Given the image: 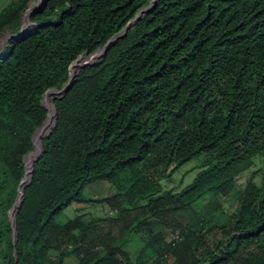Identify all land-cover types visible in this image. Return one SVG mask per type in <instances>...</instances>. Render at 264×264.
Listing matches in <instances>:
<instances>
[{
    "label": "trees",
    "instance_id": "1",
    "mask_svg": "<svg viewBox=\"0 0 264 264\" xmlns=\"http://www.w3.org/2000/svg\"><path fill=\"white\" fill-rule=\"evenodd\" d=\"M150 1L0 9V264H264V0H155L79 68L52 99L13 243L9 210L48 117L43 94ZM196 160L181 189L162 185ZM91 186L99 197L83 195ZM72 202L75 215L56 221ZM93 202L111 206L117 230L84 221ZM129 235L141 244L133 257L121 248Z\"/></svg>",
    "mask_w": 264,
    "mask_h": 264
},
{
    "label": "rangeland",
    "instance_id": "2",
    "mask_svg": "<svg viewBox=\"0 0 264 264\" xmlns=\"http://www.w3.org/2000/svg\"><path fill=\"white\" fill-rule=\"evenodd\" d=\"M9 1H12V0H0V9L4 5H6ZM29 5L30 6L35 5V3L30 1ZM93 61L94 60L91 59V57L89 55H87L85 63H91ZM54 96L51 95L50 100H52L54 98ZM48 114H49V111H48ZM43 135L44 134H42V136ZM34 149H35V147L33 148V150ZM26 159H27V157H26ZM199 163H200V160H196V161H191L189 163L182 165L180 168H178L176 171H174V173H172V175L169 178L162 179V181H161L162 185L168 189H171V188L181 189L183 186H185L187 183H189L192 180V178L196 172V166ZM244 177L245 176H239V178H237V183L242 184L244 182ZM89 192H91V194L94 193V194H96V196L99 197L100 192L97 191L92 186L89 188H84L82 191L83 195H85L86 197L90 196L88 194ZM75 204H76L75 202H72L70 205L65 207L58 215L55 216V220L58 222H63L65 220L73 217L76 213ZM222 204H224L225 207L229 208L230 205L232 204V201L230 199H227V200H224L222 202ZM84 207H85V209H84L85 213L83 215L84 221H88L91 219L93 220V218H97V219L101 218L100 220L95 221V225H94L95 229H98V230L105 229L106 230L109 227H113L114 229L117 230V226L114 224V222L104 219L106 216H109L108 214H111V212H110L111 206H109L106 202H93L91 205H88V204L84 205ZM140 246H141V244H140V241L137 239V237H135L133 235H129L128 238L126 239V241L122 244L121 248L125 252L129 253V255L131 257H133L137 253ZM75 262H76L75 258L73 257L70 261V264H75Z\"/></svg>",
    "mask_w": 264,
    "mask_h": 264
},
{
    "label": "water",
    "instance_id": "3",
    "mask_svg": "<svg viewBox=\"0 0 264 264\" xmlns=\"http://www.w3.org/2000/svg\"><path fill=\"white\" fill-rule=\"evenodd\" d=\"M155 5V0H151L150 3L145 6L144 8H142L138 13L137 15L135 16L134 19H132L130 22H128V24L116 35H114L112 38H110L108 40V42L100 49H98L96 52L92 53L91 55H89L91 57V59L93 60H96L97 58H99L100 56H103L107 49L109 48V46L111 44H113L119 37L121 36H124L127 29L133 25L144 13H146L147 11H149L153 6ZM27 21V19H26ZM28 24H24L23 28H22V31L21 33L18 35L20 36L21 34H23L26 29L28 28L27 26ZM79 57H84V58H87V54L86 53H83L82 55H80ZM94 62V61H93ZM92 63V62H91ZM87 64H90V63H83L82 65H80L77 69H75L73 72H71L70 70V74H69V80L64 84L63 88L58 90V89H49L47 90L43 96H42V100H41V104L42 106H44L48 111V107L44 104V95L48 92V91H54L55 92V96L54 97H60L63 93H65V91L71 86L72 84V81L73 79L75 78L76 74H77V71L79 68L81 67H84L85 65ZM70 68H71V65H70ZM52 107H53V103H52V100L50 101ZM55 111H54V107H53V121H52V125L50 126L49 129H47L45 132H44V135L48 134L51 130V128L53 127L54 125V122H55ZM45 123V122H44ZM44 125V124H43ZM42 125V126H43ZM41 126V127H42ZM40 127V128H41ZM40 128H38L37 130H39ZM36 130V131H37ZM36 131L34 132V134L32 135V142H33V145L35 147V139H34V135L36 133ZM39 151H38V154L34 157V159L30 162L29 164V169H27V162H26V157L27 155L32 152H28L24 158H23V161H24V169H25V175L24 177L22 178V180L20 181L19 185H18V189H17V196H16V199H15V202L14 204L12 205L11 209L9 210V220H10V224H11V228H12V236H13V243L16 242V231H15V228H16V220H15V214L17 212V209L19 208L22 200H23V194H24V187L26 186V184H28L30 182V179H31V171H32V168H33V165H34V162L38 159V157L42 154V142L40 141L39 139Z\"/></svg>",
    "mask_w": 264,
    "mask_h": 264
},
{
    "label": "bare ground",
    "instance_id": "4",
    "mask_svg": "<svg viewBox=\"0 0 264 264\" xmlns=\"http://www.w3.org/2000/svg\"><path fill=\"white\" fill-rule=\"evenodd\" d=\"M86 58L84 57H79L76 61H74L71 65V72H73L75 69H77L80 65H82L83 63H85ZM95 61V60H94ZM54 96L55 92L54 91H48L45 95H44V103L47 105L48 109H49V114L48 117L44 123V125L36 132V134L34 135V139H35V152L32 154H29L27 156L26 162H27V169H29V164L30 162L34 159V157L38 154L39 151V139L41 138L42 134H44V132L50 128V126L52 125V121H53V107L50 103V96Z\"/></svg>",
    "mask_w": 264,
    "mask_h": 264
}]
</instances>
